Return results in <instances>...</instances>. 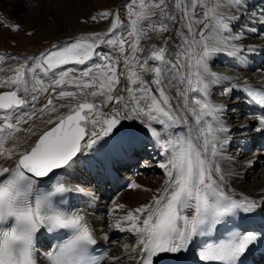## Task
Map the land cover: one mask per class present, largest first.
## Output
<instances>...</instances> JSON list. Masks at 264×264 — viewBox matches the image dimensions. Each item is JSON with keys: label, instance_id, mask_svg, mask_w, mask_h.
<instances>
[{"label": "snow or ice", "instance_id": "6c2138e0", "mask_svg": "<svg viewBox=\"0 0 264 264\" xmlns=\"http://www.w3.org/2000/svg\"><path fill=\"white\" fill-rule=\"evenodd\" d=\"M135 3L130 0L125 5L129 16L135 17L128 33L135 38L130 43L117 12L109 33L74 38L38 57L24 58L13 69L14 75L0 79V88H13L0 93V158L12 162L0 165V264H44L39 257L46 258V264H106L93 249L95 230L83 210L70 203L77 197L95 199L89 188L73 183V170L83 165L110 176L117 164L152 149V160L140 166L162 169L167 186L150 203L128 211L111 225L138 238L133 252L135 248L140 252L129 258L138 264H160L158 258L169 254L179 264L180 254L191 253L194 264H247L250 255L264 250V221L259 226L251 223L264 212V196L235 194L229 184L232 173L221 168L226 159L235 161L227 155L234 135L253 131L264 135V89L249 85L246 77L226 76L211 66L221 55L232 61L225 65L229 67L247 66L264 55V45L244 43L250 36L264 37V10L250 9L249 0H213L211 6L206 0H174L172 7L166 0L147 4L140 0V12L134 11ZM198 6L204 9L202 14H197ZM148 9L159 10V18L152 20L156 12ZM100 15L107 19L112 14ZM142 20L148 23L141 25ZM0 24L20 30L7 18H0ZM199 24L204 27L198 29ZM148 31L158 37L167 32L174 35L164 37L160 46L152 45L150 55L141 61L140 40L148 38ZM101 44L118 46L119 55L97 51ZM5 59L0 56V62ZM28 59L33 60L31 66ZM149 60L154 62L151 67ZM81 65L87 66L77 67ZM144 72L153 78L145 81ZM121 75L130 86L117 91ZM66 83L76 90H64ZM214 86H220V96L241 93L237 98L247 108L244 119L256 123L241 122L233 132L226 117L237 108L214 102ZM50 89L47 102L36 109ZM80 96L102 100L80 101ZM109 104L112 107L103 112ZM62 108L68 111L60 113ZM44 116L51 127L36 132L33 125ZM17 133L24 135L5 147ZM253 163L245 160L241 167ZM128 186L142 187L134 181ZM123 207L117 205L113 211ZM46 234L52 243L48 251H41L37 241ZM104 238L108 239L107 233Z\"/></svg>", "mask_w": 264, "mask_h": 264}, {"label": "bare ground", "instance_id": "6f19581e", "mask_svg": "<svg viewBox=\"0 0 264 264\" xmlns=\"http://www.w3.org/2000/svg\"><path fill=\"white\" fill-rule=\"evenodd\" d=\"M11 2L15 4L11 5L8 8V10L6 9V13H5L7 15H10V18L11 16H19L21 20H23L24 22H35V23L42 22L45 23L46 25H51L52 21L54 22L55 20H57V18H60L70 22L72 27H73L72 24L73 20L71 18V14L74 13L77 17L85 19V16L83 15V11H85L86 6L88 5L87 0H11ZM1 3L3 2L0 0V4ZM167 3L169 4V7H172L174 0H168ZM256 7H260V8L264 7V0H252V1L249 0V8L252 9ZM117 12L119 13V11ZM120 18L122 17L120 16ZM158 18L159 16H156L152 20H157ZM110 28H111V23L107 24L103 28L96 26V28L91 29L88 32H84L82 30L78 32L74 27L73 30L76 32V35L78 37L80 36L85 37L93 33H109ZM171 35H174V33L167 32V33H163L161 36L158 37L156 33L152 31H148L147 32L148 38H141L140 40L146 42L145 43L146 45L144 43L141 44V48H143L144 51L142 53H137V56L140 58L141 61H143L144 58L150 55V50L152 45L160 46L163 38ZM66 40H67L66 36H60L56 39V42L50 47L58 46L66 42ZM244 43L264 45V37L250 36L248 40L244 41ZM169 46H171V42H169ZM48 48L49 47L41 50L40 53L34 52L25 57L22 56L24 54H18V53H14L11 55L19 59H7L8 55L2 54L1 56L5 57L6 59L0 62L1 65L0 67L4 69L3 71H0V79L8 78L9 75H7L8 74L7 72H5L7 70L6 69L7 66L16 67L20 63L24 62V58L38 57L40 54L47 52ZM101 49H103L102 45H100L97 51H100ZM32 63L33 60L28 59V65L31 66ZM153 63H154L153 61L149 60L148 62L149 67H151ZM231 63L232 61L229 58L221 55L218 57V59L213 60L211 62V66L214 71L226 76L246 77L249 85L257 84V83L264 85V55L255 57L254 59L251 60V62L247 66H240V65H236L235 67L225 66L226 64H231ZM137 69H139V65H137ZM14 74L15 73L13 72V75ZM26 76L27 79L26 78L25 79L28 81L29 86L31 87V76L28 73L25 74V77ZM152 78L153 76L151 73L149 72L143 73V79L145 81H150ZM122 81H123L122 85L125 84L127 85V87L130 86L129 82L125 79V77L123 78ZM224 83H227V81H225ZM152 87L155 90V86L152 85ZM11 90H13V88L11 87L0 88V93L8 92ZM212 91H213L212 100L214 102L226 103L229 109L237 108L236 112L229 111L226 117L228 123L233 125V132H235L236 128L239 127L240 123L241 122L243 123V121L244 124H249V125H254L256 123L253 122L252 120L244 119L245 116L244 100L237 98L238 96L242 95L241 93H235L230 98L228 96L217 95V93L220 91V86H214ZM172 94L175 95V89L172 90ZM191 95L195 96L197 94L192 93ZM38 104L39 103L36 104V109L41 108ZM102 110L105 112L106 108H103ZM60 113H66V112L61 111ZM47 119L48 117L44 116L42 119H39L40 124L39 122H35L34 130L36 132H40L51 127V125L45 123ZM23 135L24 133L15 134V138L8 140L5 144V147H11L16 142V138L22 137ZM257 135L258 133L254 131L246 132L243 136L239 134L234 135L233 141L228 147L227 155L235 157V161H229L226 159L221 163V168L226 169L232 173V175L229 176V184L231 190L235 194L237 195L243 194L249 197H254L259 199L260 197L264 196V158H261L264 156H262L258 152L257 141L259 137ZM32 139H35V137H32ZM240 141H243V143H239ZM252 147L253 150L250 151V148ZM148 153L150 154L149 159L152 160L155 154V149L148 151ZM139 154L136 156L137 159L138 157H140ZM249 159L254 161L253 165L251 167H241V163ZM260 159H263V161ZM11 163H12L11 161H6L0 158V165L7 166L8 164ZM253 167L254 170L251 172V169H253ZM150 169L152 174L149 171ZM86 170L88 172V169L85 168L83 165L73 170V172L75 171L80 173L79 180L82 181V183L83 182L86 183V178L90 177L89 173H87ZM91 174L93 179L96 180L95 176L93 175V171H91ZM131 175L133 176V181L140 184L142 186L141 188H139L136 191L130 189L128 190L127 194L126 192H124L125 190H123L122 191L123 193L120 192V194H118L117 197L111 203H110L111 201L110 198L113 195H109L112 193H110L106 189L104 193H101L105 195L102 203L109 205L108 209L105 208L106 210H108L106 214L108 213L109 214L103 216V213L105 212L104 210H100L98 215L94 217L85 215V218L87 219L91 227L95 230L94 234L101 239V242H104L105 244L108 245L109 258L107 264H138V261L136 259L129 258L135 256L136 253L140 252L139 248H135V252H133V248L136 245L138 238L133 233L120 232L115 228L111 227V225L114 224L117 218L124 216L128 211L140 207L146 203H150L152 201L153 196L162 194L163 189L167 186L166 185L167 177L164 174V171L155 166L140 167V168L134 167V169H131ZM148 175L151 176L148 177ZM146 177H148V179H146ZM85 183H83V185ZM96 183L101 185L103 183V179L99 178V180L96 181ZM107 196L110 200L107 199ZM117 205H123L124 207L117 211H113V209H116ZM105 233H107L108 239L104 238ZM121 245H128V248H124ZM111 257H119L120 259L113 261ZM175 258L176 257L173 255L165 254L163 257H161L160 264H169Z\"/></svg>", "mask_w": 264, "mask_h": 264}, {"label": "rangeland", "instance_id": "374dc122", "mask_svg": "<svg viewBox=\"0 0 264 264\" xmlns=\"http://www.w3.org/2000/svg\"><path fill=\"white\" fill-rule=\"evenodd\" d=\"M3 3L0 4V18H7V21L11 22L12 24H16V25H20V30L19 31H13L11 30L9 27H6L4 24H0V56L3 55H8L7 57H13L11 56L14 53H18V54H24L22 56H27L29 54H32L34 52H38L40 53L41 50L52 46L55 42L56 39L60 36H66L67 40L66 41H70L74 38H79L76 35V32L73 30V27L80 32L81 30L84 32H88L91 29H94L97 27L103 28L104 26H106L109 23H112L114 15L116 14L117 11H119L120 16L123 18H121V21L123 22V24L125 25L126 30L124 31V36L128 38V42L130 43L135 37H130L128 36L129 31H131V20L135 19L134 16H129V9L125 7V5H128L130 3V0H127L128 2L124 5V6H119L121 2H123L124 0H87L88 5L85 8V11H83V15L85 16V19H82L80 17H77L74 13L71 14V18L73 20L72 24L73 27L71 25L70 22H68L65 19H60L57 18V20H55L54 22H51V25H46L45 23H35V22H24L23 20H21V18L19 16H11L5 14L6 13V9L8 10V8L15 4L13 2H11V0H1ZM168 0H166L167 2ZM252 1V0H250ZM144 2L147 4L149 3V0H144ZM206 2L209 4V6H211L213 0H206ZM139 3L140 0H136V3L132 6L134 11L136 12H140L142 11L139 8ZM109 12L112 15L109 16L107 19H104L101 17V13L103 12ZM147 11L152 12L155 11L156 15L152 16L151 19H153L156 16H159V10L156 9H148ZM204 11V9H202L201 7H197L196 12L197 14H202ZM93 17H95V20L93 19ZM148 23V20H142L141 21V25H146ZM204 25L203 24H199L197 25V28H203ZM120 29H117V32H120ZM112 34V33H111ZM112 35H116V33H113ZM82 37V36H80ZM107 38V37H106ZM142 43H146L145 41H140V47ZM103 46V51L104 52H108V53H112L114 55H119V49L118 46L117 47H112L109 46L107 44H101ZM146 45V44H145ZM106 48V49H105ZM125 49H126V54L130 53V49L128 48V43L125 44ZM111 50V51H110ZM113 51V52H112ZM116 53V54H115ZM95 59V57H94ZM121 60V65L120 67L117 68V73L119 74L121 71V68L123 67V57H120ZM89 63H92L91 61H89ZM1 66V65H0ZM87 65H81V66H77V67H86ZM66 67H71V66H66ZM15 68V66H7V70L5 72H7L9 75L8 77H11L13 75V69ZM127 70H125L126 72ZM125 76L121 75L120 76V85L117 86V91H119L120 87H127V85H122V80ZM27 79V76L25 77ZM61 89L57 88L56 91L59 92ZM64 90H70V91H74L76 90L75 88L71 87L69 84H65L64 85ZM87 91H91V89L87 90ZM51 93V89L49 90L48 94H44L40 101L38 102L39 106L42 107L46 102L47 99L49 98V95ZM20 96H24L23 92L19 93ZM23 94V95H21ZM122 95L127 96V92H123L121 93ZM80 101H83L84 99H87L89 102H96L99 103L102 100V97H96L95 100H93L92 97L90 96H80L78 98ZM68 100H71V98H68ZM68 101H54V103H67ZM71 102L73 104H75L77 101L76 100H71ZM42 104V105H41ZM112 105L109 104L106 108L105 113L108 111L109 108H111ZM61 111H65L67 112L68 109L67 108H62L60 109ZM104 112V111H103ZM53 115H57V113H53ZM35 122H39L40 124V120H36ZM38 124V123H37ZM36 124V125H37ZM24 127H28V125H24ZM34 127V125H33ZM148 151H142V157L141 159L138 161V167H141L140 165L145 161L151 160L149 159L150 154L147 153ZM149 154V155H148ZM263 161V159H260ZM142 161V162H140ZM140 162V163H139ZM254 170L251 169V172ZM151 172V169L149 170ZM249 171V170H248ZM246 171V172H248ZM143 172V171H141ZM152 174V172H151ZM76 180L79 179V174H76ZM151 175H148V177ZM148 177H146V179H148ZM73 181L76 183L75 178H73ZM79 184H81L82 186H84L85 188L86 185H83L82 183H80L79 181L77 182ZM93 193H95V199L92 200L91 202L86 201L85 204V208L86 210L84 211L85 214L87 216H96L98 215V213L100 212V210H104L105 213H103L104 215H108L106 214L108 212V210H106L105 208H109L108 204H103L102 203V198L103 196L101 193L96 192V188H94L93 186L88 187ZM127 189V190H126ZM124 189L126 192V194L128 193V190L132 189V188H126ZM134 191L138 190V189H133ZM122 192V191H121ZM123 193V192H122ZM120 194V192L118 193ZM118 194H115L114 196H112L110 199V203L113 202V200L117 197ZM109 199V200H110ZM89 203V204H88ZM122 204V203H121ZM124 248H128V245H121Z\"/></svg>", "mask_w": 264, "mask_h": 264}]
</instances>
